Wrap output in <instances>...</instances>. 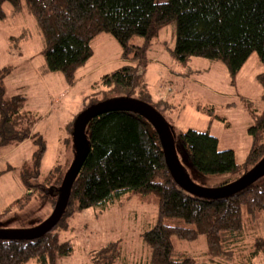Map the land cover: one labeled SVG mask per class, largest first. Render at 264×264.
Here are the masks:
<instances>
[{
	"label": "trees",
	"instance_id": "16d2710c",
	"mask_svg": "<svg viewBox=\"0 0 264 264\" xmlns=\"http://www.w3.org/2000/svg\"><path fill=\"white\" fill-rule=\"evenodd\" d=\"M6 3L13 12L27 9L43 39L45 70L60 72L69 84L92 56V41L99 34H110L121 47V57L130 59L101 77L102 88L89 97L83 110L106 100L135 99L153 107L161 117L156 108L161 102L152 101L144 75L146 51L167 24L175 23L172 54L181 62L192 56L221 61L232 74L252 52L264 63V0H0V20L6 16ZM134 36L142 37L143 44H130ZM9 72L7 67L0 68V145H18L36 137L41 147L32 169L20 173L24 195L0 209V220L14 207L24 208L32 197L47 198L54 211L74 158L66 169L55 165L40 177L44 141L32 133L36 119L24 109L25 96L4 97L3 81ZM258 80L264 90V72ZM255 118L248 128L251 145L242 163L236 161L232 149L219 150L218 139L208 131L189 128L180 132L174 147L183 170L186 161L200 177L244 176L264 157V111ZM84 133L87 152L61 218L37 238H0V264H57L73 252L71 241L62 240L60 232L70 227L75 213L105 209L124 197L148 195L157 199V222L141 233L147 258L137 264H264V176L233 194L205 198L188 192L173 178L160 138L142 115L108 111L93 116ZM168 219L173 222L166 223ZM247 224L252 240L243 242ZM117 241L93 250L92 260L101 264L118 261L121 244ZM203 241L205 248L200 253L180 251L175 245Z\"/></svg>",
	"mask_w": 264,
	"mask_h": 264
},
{
	"label": "rangeland",
	"instance_id": "374dc122",
	"mask_svg": "<svg viewBox=\"0 0 264 264\" xmlns=\"http://www.w3.org/2000/svg\"><path fill=\"white\" fill-rule=\"evenodd\" d=\"M3 9L6 16L0 20V68L10 70L3 81L4 97L23 94L24 109L36 119L32 133L44 141L42 178L55 165L66 169L76 153L73 129L83 104L102 88L99 82L104 74L128 64L130 59L121 57V47L110 34H99L92 41V56L77 69L74 82L69 84L60 72L45 70L43 39L27 9L13 12L8 3ZM143 42L139 36L130 40L133 45ZM174 46L175 23L164 25L146 51L144 75L152 101L161 102L156 108L172 141L177 143L179 133L189 128L208 131L218 139L219 150L232 149L236 161L242 163L251 145L248 128L255 123V116L264 111V90L258 80V75L264 72V63L252 52L240 70L232 74L221 61L192 56L181 62L172 54ZM35 138L17 147L0 145V209L25 193L20 173L24 168L32 169L41 147ZM183 166L192 181L206 189L236 181L240 175L200 177L186 161ZM52 213L50 200L32 197L24 208L14 207L0 220V229L34 228ZM156 222L157 199L153 195L124 197L105 209L81 210L69 220L70 227L60 232L62 240L71 241L73 252L58 259L57 264H101L94 262L90 253L117 240L121 244V257L114 264H137L147 258L141 233ZM248 225L243 242L252 240ZM175 245L180 251L197 252L202 246L205 248L204 241L175 242Z\"/></svg>",
	"mask_w": 264,
	"mask_h": 264
},
{
	"label": "water",
	"instance_id": "95a60500",
	"mask_svg": "<svg viewBox=\"0 0 264 264\" xmlns=\"http://www.w3.org/2000/svg\"><path fill=\"white\" fill-rule=\"evenodd\" d=\"M113 110L133 111L142 115L150 122L160 138V142L166 157V162L173 178L184 189L192 194L205 198L223 197L243 189L248 184L264 176L263 157L256 166H254L244 176L237 179L236 181L213 189L202 188L195 184L190 179L188 174L184 172L182 165L177 158L174 142L170 137L168 128L160 117L159 113L153 107L135 99L106 100L89 106L80 112L76 117L73 129V142L77 150L73 161L63 179L61 196L53 213L43 223L34 228L15 230L0 229V238L11 239L25 237L27 239H33L40 237L44 233L50 231L57 224L67 205L72 182L76 177L87 152L88 144L84 133L85 126L93 116Z\"/></svg>",
	"mask_w": 264,
	"mask_h": 264
},
{
	"label": "crops",
	"instance_id": "0c3cea01",
	"mask_svg": "<svg viewBox=\"0 0 264 264\" xmlns=\"http://www.w3.org/2000/svg\"><path fill=\"white\" fill-rule=\"evenodd\" d=\"M26 141V140H25ZM23 143V142H22ZM21 144V143H20ZM20 144H18V145H20ZM18 145H16V146H14V145H12L13 147H17Z\"/></svg>",
	"mask_w": 264,
	"mask_h": 264
}]
</instances>
